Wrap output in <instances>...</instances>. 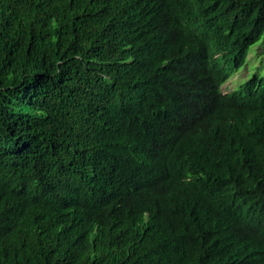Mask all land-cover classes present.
<instances>
[{
  "label": "trees",
  "instance_id": "16d2710c",
  "mask_svg": "<svg viewBox=\"0 0 264 264\" xmlns=\"http://www.w3.org/2000/svg\"><path fill=\"white\" fill-rule=\"evenodd\" d=\"M263 33L264 0H0V264H264V76L220 90Z\"/></svg>",
  "mask_w": 264,
  "mask_h": 264
},
{
  "label": "rangeland",
  "instance_id": "374dc122",
  "mask_svg": "<svg viewBox=\"0 0 264 264\" xmlns=\"http://www.w3.org/2000/svg\"><path fill=\"white\" fill-rule=\"evenodd\" d=\"M264 33L260 40L251 47L249 58L242 69L233 73L230 78L220 88L223 93H230L238 90L239 86L255 75L264 76Z\"/></svg>",
  "mask_w": 264,
  "mask_h": 264
},
{
  "label": "clouds",
  "instance_id": "9594fccd",
  "mask_svg": "<svg viewBox=\"0 0 264 264\" xmlns=\"http://www.w3.org/2000/svg\"><path fill=\"white\" fill-rule=\"evenodd\" d=\"M262 54V53H261ZM248 58H249V54H248ZM242 69V68H241ZM255 76H258V75H255ZM251 79V78H250ZM248 81V80H247ZM226 83V82H225ZM224 85V84H223ZM222 87V86H221ZM223 93V92H222Z\"/></svg>",
  "mask_w": 264,
  "mask_h": 264
},
{
  "label": "water",
  "instance_id": "95a60500",
  "mask_svg": "<svg viewBox=\"0 0 264 264\" xmlns=\"http://www.w3.org/2000/svg\"><path fill=\"white\" fill-rule=\"evenodd\" d=\"M225 94V93H224Z\"/></svg>",
  "mask_w": 264,
  "mask_h": 264
}]
</instances>
